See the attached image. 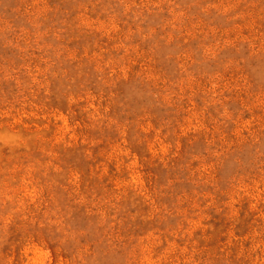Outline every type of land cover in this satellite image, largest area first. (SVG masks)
I'll return each mask as SVG.
<instances>
[{
	"label": "rangeland",
	"instance_id": "rangeland-1",
	"mask_svg": "<svg viewBox=\"0 0 264 264\" xmlns=\"http://www.w3.org/2000/svg\"><path fill=\"white\" fill-rule=\"evenodd\" d=\"M0 264H264V0H0Z\"/></svg>",
	"mask_w": 264,
	"mask_h": 264
}]
</instances>
